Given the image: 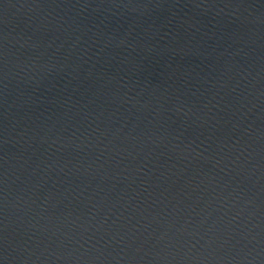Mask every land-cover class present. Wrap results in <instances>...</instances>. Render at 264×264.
I'll return each mask as SVG.
<instances>
[{
    "label": "water",
    "instance_id": "water-1",
    "mask_svg": "<svg viewBox=\"0 0 264 264\" xmlns=\"http://www.w3.org/2000/svg\"><path fill=\"white\" fill-rule=\"evenodd\" d=\"M0 264H264V0H0Z\"/></svg>",
    "mask_w": 264,
    "mask_h": 264
}]
</instances>
